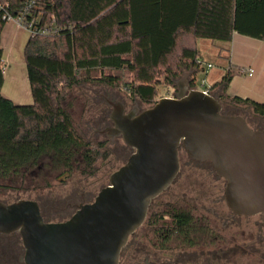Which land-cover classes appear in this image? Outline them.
I'll list each match as a JSON object with an SVG mask.
<instances>
[{
  "label": "trees",
  "instance_id": "obj_1",
  "mask_svg": "<svg viewBox=\"0 0 264 264\" xmlns=\"http://www.w3.org/2000/svg\"><path fill=\"white\" fill-rule=\"evenodd\" d=\"M1 1L10 4L12 15L24 7L23 0ZM34 13L40 26L54 24L59 32L29 36L24 45L28 105H16L1 94L0 44V182H23L44 161L62 169L71 168L76 156L86 165L94 162L98 153L76 132L63 104L76 88L121 86L131 98L152 105L163 97L160 87L173 84L184 71L192 70V77L199 71L197 40L227 43L234 32L264 40V0H38ZM5 24L0 18V37ZM228 82L226 73L207 90L214 91L222 113L241 110L249 126L247 116L264 121V103L226 96ZM99 113L101 120L108 119L106 106ZM186 156L183 167L219 178L210 163ZM173 197L163 206L152 207L156 198L151 202L142 224L152 233L148 245L182 252L214 245L216 230L208 229L211 213L204 200L199 197L201 204L194 205L197 198Z\"/></svg>",
  "mask_w": 264,
  "mask_h": 264
},
{
  "label": "water",
  "instance_id": "obj_2",
  "mask_svg": "<svg viewBox=\"0 0 264 264\" xmlns=\"http://www.w3.org/2000/svg\"><path fill=\"white\" fill-rule=\"evenodd\" d=\"M194 78L192 70L184 73L171 96L141 111L134 105L125 112L121 102L101 96L113 124L101 133L121 138L131 154L94 200L65 221L46 222L34 200L0 201V234L20 235L24 264H119L151 202L177 178L180 148L210 163L234 216H259L264 230V127L223 114L219 99L197 90Z\"/></svg>",
  "mask_w": 264,
  "mask_h": 264
},
{
  "label": "rangeland",
  "instance_id": "obj_3",
  "mask_svg": "<svg viewBox=\"0 0 264 264\" xmlns=\"http://www.w3.org/2000/svg\"><path fill=\"white\" fill-rule=\"evenodd\" d=\"M20 32V48L18 49L19 46L15 44L13 55L4 60L6 75L1 94L16 105H28L31 103V96L26 76L23 49L29 35L23 29ZM223 43L212 42L207 39L197 40L200 59V71L195 74L194 78V87L197 90H208L217 80H221L226 75L227 56L224 58L226 53L223 52L220 55L218 52V47ZM186 72L188 71H184L179 78ZM120 75L125 76V73L122 72ZM190 77L191 75H189V79ZM174 92V83L167 87H160V94L163 97H169ZM101 96H106L113 101L123 102L126 110L132 108L133 105H137L140 111L151 106L141 103L138 99L131 98L121 86L110 87L88 83L76 88V90L70 93L63 104L71 117L76 132L90 144L89 149L92 148L98 153V156L92 162L93 164L86 165L77 156L72 157L71 168L69 169H62L60 165L55 164L53 166L51 163H47L48 161H44L42 168L34 170L31 175L32 177L23 182H0V201L7 204L19 199L38 201L42 205L49 207V210L45 209L44 212L47 219L53 222H61L68 219L74 213L76 208H72L70 205L78 203L80 199H84L86 202L94 200L100 189L108 185L110 174L123 165L130 155V150L124 146L121 140L115 141L113 145H110L103 135H98L95 132V130H101L108 124L107 119L101 120L99 113L101 106H106ZM109 112L110 110L107 109V117ZM226 112L230 115L244 114L241 110H231L230 108L226 109ZM247 117L251 128L264 127V121H260L252 116ZM186 157V153L180 150L179 171H185L181 177H177L175 185H171L163 194H160L155 199L152 207L155 205L163 206L164 203L173 201L175 194L184 197L187 201L197 198V201L193 202L194 205L200 203L198 201L200 197V201L204 200L202 203L210 209L211 215H208L209 231L217 225L222 226L226 223L225 229H215L218 238L225 240L221 242L220 246H226L236 241L240 243L241 240L247 241L248 238L251 239L253 236H256L260 228L259 218L255 216L228 221L227 218L230 217L231 213L222 198L224 181L213 175L207 177L200 170L201 168L183 167V164L187 161ZM146 229L148 230L144 225L139 227L136 235L134 234V239L130 238L129 241L135 242L141 239L142 243L139 245V248L147 249L153 253L154 255H151V259L157 256L154 252L158 251H163L168 258L177 252H181L171 251L173 250L171 248L160 249V246L151 248L147 240L148 236L149 238L152 237V233ZM198 234L200 235V239L208 240V236L205 238L201 235L202 233ZM215 243L217 245L216 241ZM176 244L177 242L171 243V247ZM259 247L260 250H264V244H261ZM244 249L249 252L252 251L251 247L246 246ZM133 251L128 249L121 253L119 264H136L137 258L133 260L132 257L141 255ZM254 258L247 255L243 256L241 260H237V262L238 264H264L259 263Z\"/></svg>",
  "mask_w": 264,
  "mask_h": 264
},
{
  "label": "flooded vegetation",
  "instance_id": "obj_4",
  "mask_svg": "<svg viewBox=\"0 0 264 264\" xmlns=\"http://www.w3.org/2000/svg\"><path fill=\"white\" fill-rule=\"evenodd\" d=\"M121 103L124 105L125 112H128L129 110H131L134 106L133 105L132 108H130L129 110H126L125 104L123 102ZM104 104H105V101H104ZM106 108L109 109L111 112V109L107 107V105H106ZM138 111H140L139 108H138ZM109 114H108V119H107L108 124L104 126L101 130L105 129L106 127H112L113 124L109 120ZM101 130H97V131L95 130L96 134L103 135L107 139L110 145H113L115 141L121 140V138L110 139L109 137H107L106 134H102ZM129 150L131 154V149ZM39 169H40V166H39ZM36 202L39 206L41 215L44 216V217L42 216L43 219L46 222H53L50 219H47L44 214L45 209L48 211L49 207L47 205L42 206V204L39 203L38 201ZM89 203L91 202H86L84 199H80L78 203L70 205V207L76 208L75 209L76 211L80 205L89 204ZM229 216L230 217L227 218L228 221L229 220L231 221L239 220L241 218H249V217H243V216L241 217L234 216L232 213ZM257 217L259 218V216ZM225 228H226V223H224L222 226L217 225L215 226L214 229L219 230V229H225ZM136 231L129 237V239L130 238L134 239V236L136 235ZM129 239L125 247L122 249L121 253H123L125 250H128V249L134 250L133 252L135 253L137 252L141 256L132 257L133 260L137 258L136 264H238L237 260H241L243 256H247V255H250L253 258L255 257L254 259H256V261H258L259 263H264V250L263 251L260 250V247H259L261 244H264V230L261 228V222H260V228L258 229L257 235L253 236V238L251 239L248 238L247 241L241 240L240 243L236 241L235 243H230L229 245H226V246H220L221 242L222 241L224 242L225 240H222V238L219 239L218 236L216 235L215 241L217 242V245L214 242V245L202 251L189 250L188 252H182V251L177 252L171 255L169 258L163 253V251H158V252H154L155 254H157V256H155L154 259H151V255H154L153 253H151L147 249L144 250L142 248H139V245L142 243L141 239L140 240L138 239L135 242L134 241L130 242ZM244 242H250L246 244V246L252 248L251 252L244 249L246 247V246L244 247L243 245ZM23 254H24V248L22 245L20 235L18 233L0 234V264H24Z\"/></svg>",
  "mask_w": 264,
  "mask_h": 264
},
{
  "label": "crops",
  "instance_id": "obj_5",
  "mask_svg": "<svg viewBox=\"0 0 264 264\" xmlns=\"http://www.w3.org/2000/svg\"><path fill=\"white\" fill-rule=\"evenodd\" d=\"M20 29L14 22H6L0 37L3 62L13 55L15 44L20 48ZM218 52L220 55L225 52L224 58L227 56L226 71L229 82L225 95L264 103V40L234 32L231 41L221 44ZM239 68H251L253 73L251 76L239 74ZM198 69L200 71V67ZM3 75H6L5 67ZM219 81L220 79L215 83Z\"/></svg>",
  "mask_w": 264,
  "mask_h": 264
},
{
  "label": "built area",
  "instance_id": "obj_6",
  "mask_svg": "<svg viewBox=\"0 0 264 264\" xmlns=\"http://www.w3.org/2000/svg\"><path fill=\"white\" fill-rule=\"evenodd\" d=\"M38 0H23L24 7L22 11L16 15L10 12L11 6L9 3H4L0 0V18L4 22H14L18 27L27 31L29 36L35 35H53L59 32V28L52 24L50 26H40V16L35 15ZM239 74L251 76L253 70L251 68H239ZM208 92L206 89L203 90Z\"/></svg>",
  "mask_w": 264,
  "mask_h": 264
}]
</instances>
